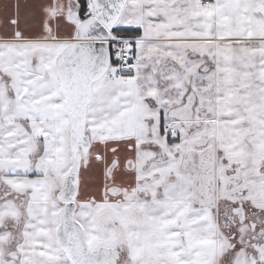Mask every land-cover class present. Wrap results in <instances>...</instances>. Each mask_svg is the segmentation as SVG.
Masks as SVG:
<instances>
[{
  "label": "snow or ice",
  "instance_id": "1",
  "mask_svg": "<svg viewBox=\"0 0 264 264\" xmlns=\"http://www.w3.org/2000/svg\"><path fill=\"white\" fill-rule=\"evenodd\" d=\"M0 264H264V0H0Z\"/></svg>",
  "mask_w": 264,
  "mask_h": 264
}]
</instances>
